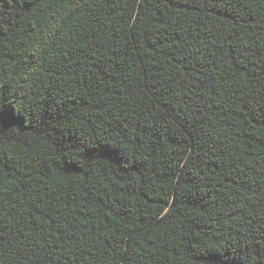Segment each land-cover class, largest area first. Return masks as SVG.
<instances>
[{
  "label": "trees",
  "instance_id": "1",
  "mask_svg": "<svg viewBox=\"0 0 264 264\" xmlns=\"http://www.w3.org/2000/svg\"><path fill=\"white\" fill-rule=\"evenodd\" d=\"M0 264H264V0H0Z\"/></svg>",
  "mask_w": 264,
  "mask_h": 264
}]
</instances>
